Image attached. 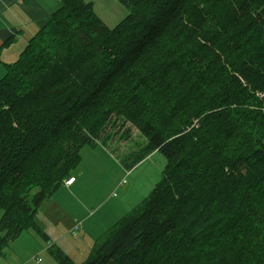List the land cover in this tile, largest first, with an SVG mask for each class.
Here are the masks:
<instances>
[{"label":"trees","instance_id":"trees-1","mask_svg":"<svg viewBox=\"0 0 264 264\" xmlns=\"http://www.w3.org/2000/svg\"><path fill=\"white\" fill-rule=\"evenodd\" d=\"M119 1L109 27L62 0L4 63L0 257L115 113L147 137L131 167L154 151L166 165L80 264H264V0Z\"/></svg>","mask_w":264,"mask_h":264},{"label":"rangeland","instance_id":"rangeland-1","mask_svg":"<svg viewBox=\"0 0 264 264\" xmlns=\"http://www.w3.org/2000/svg\"><path fill=\"white\" fill-rule=\"evenodd\" d=\"M117 5L125 10L123 13L118 8L113 9L116 19L122 21L128 11L119 0ZM95 88L96 83L92 85V89ZM112 96L109 93L104 101L112 102ZM109 120L99 136L91 138V143L83 148L79 167L71 170L68 177H63L64 170L58 175V183L62 186L37 213L40 229L23 231L5 249L0 264H61L54 256L57 250L73 263L80 264L88 258L96 241L150 194L160 179L166 157L154 151L131 167L143 152L147 137L128 118L112 113ZM193 126L199 127L198 119L193 121ZM74 176L78 182L69 189L65 182ZM125 177L127 182L121 186ZM77 222L80 225L76 229ZM38 258L41 263L37 262Z\"/></svg>","mask_w":264,"mask_h":264},{"label":"crops","instance_id":"crops-1","mask_svg":"<svg viewBox=\"0 0 264 264\" xmlns=\"http://www.w3.org/2000/svg\"><path fill=\"white\" fill-rule=\"evenodd\" d=\"M87 1L93 2L99 16L109 27H114L120 22L116 19L114 8L125 12L117 5L118 0ZM61 3L62 0H0V46L13 38L12 43L4 48L1 55L0 79L6 72L4 63H13L19 58V50L47 23L51 13L59 8ZM77 182L76 178L72 185L65 186L70 189Z\"/></svg>","mask_w":264,"mask_h":264},{"label":"built area","instance_id":"built-area-1","mask_svg":"<svg viewBox=\"0 0 264 264\" xmlns=\"http://www.w3.org/2000/svg\"><path fill=\"white\" fill-rule=\"evenodd\" d=\"M262 95H264V94H262ZM74 181H75V178H74V177H71V178H69V179L66 181V185H67V186H70V185L73 184ZM126 182H127V178L125 177V178L120 182V185L122 186V185H124ZM76 224H77V225H76V229H77V228L79 227V225H80V222H77ZM37 262H38V263H41V259L38 258V259H37Z\"/></svg>","mask_w":264,"mask_h":264},{"label":"bare ground","instance_id":"bare-ground-1","mask_svg":"<svg viewBox=\"0 0 264 264\" xmlns=\"http://www.w3.org/2000/svg\"><path fill=\"white\" fill-rule=\"evenodd\" d=\"M263 98H264V96H263ZM66 183V182H65Z\"/></svg>","mask_w":264,"mask_h":264}]
</instances>
